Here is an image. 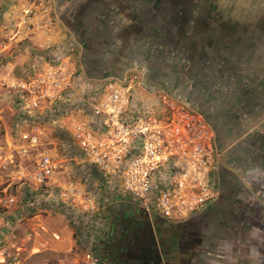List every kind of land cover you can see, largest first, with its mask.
<instances>
[{
    "label": "built area",
    "instance_id": "obj_1",
    "mask_svg": "<svg viewBox=\"0 0 264 264\" xmlns=\"http://www.w3.org/2000/svg\"><path fill=\"white\" fill-rule=\"evenodd\" d=\"M17 4L13 19L16 37L27 43L37 41L48 60L33 74L15 80L0 79V90L9 94L16 111L14 150L22 160L34 161V170L27 174L24 183L44 191L39 200L49 204L54 201L44 189L56 183L52 150L39 149L49 128H54L61 137L64 157H83L82 164L95 168L117 197L134 200L170 222L184 221L209 202L211 188L202 178L193 182L180 179L185 172L180 173L175 165L178 159L197 176L210 173L216 153L208 125L184 105L165 97L161 99L162 109L155 113L145 107L130 110L131 88L116 82H108L101 89L81 91L80 98L74 101L72 59L53 53L58 46L72 47L60 40L62 29L53 0H18ZM89 176L84 182H88ZM8 189L0 186V213L17 204ZM60 200L59 205L70 216L92 219L98 215L96 196L76 182L62 186ZM35 205L33 199L27 200L30 209ZM94 222L90 228L93 233L96 219ZM24 263L20 249L8 257L0 256V264ZM75 264L102 262L90 250Z\"/></svg>",
    "mask_w": 264,
    "mask_h": 264
},
{
    "label": "rangeland",
    "instance_id": "obj_2",
    "mask_svg": "<svg viewBox=\"0 0 264 264\" xmlns=\"http://www.w3.org/2000/svg\"><path fill=\"white\" fill-rule=\"evenodd\" d=\"M17 1L0 0V79L15 80L24 75L33 74V70L39 71L48 60V57L41 53L37 41L27 43L16 37L13 19L18 9ZM163 1H166L163 6L173 2V0ZM185 1L191 0H183L184 3ZM134 2V8L127 14V20L118 19L117 23H113L112 16L116 12L110 11L111 15L105 13L101 19H95L94 33L85 35L78 30L73 32L75 37L83 40L79 41L83 44L77 41L78 45L74 46L75 42L68 51L71 56L74 55V59L76 57L79 59L77 71L74 66L76 86L74 101L80 98L81 91L101 89L108 82H116L131 88L130 110L145 107L146 111L155 113L162 109L161 99L164 97L184 105L210 128L216 159H222L225 156L229 158L238 170V174L242 173L239 179L245 182L244 178L251 173L254 166L252 147H249L247 152L242 149L238 152L236 147H232L229 152L223 153L224 146L227 147L230 140L222 134L227 123H221L225 117L236 112V98L226 94L227 91L221 88L222 85L217 81V77L210 78V75L206 76L203 71H197V73L189 71L190 62H196L190 55L189 35H183L180 38L169 33L166 36L168 31L173 30V24L169 28L166 23L170 19L171 12L163 11L165 13L163 14L156 9L153 0L137 2L134 0ZM166 14H169L168 19L166 21L164 18L163 22L162 16ZM230 15H237L234 9L230 10ZM128 20H131L129 24ZM102 22L108 25L106 30H101ZM193 52H195L194 49ZM90 74L105 77V79L91 83L89 79H86V75ZM209 81H216L212 90L207 85ZM8 96L6 91L0 90V186L9 188L8 192L15 196L17 204L13 209L0 213V256L8 257L14 250L20 249L24 252V264H75L76 261L83 259L84 254L90 252L88 249L79 250L76 247V241L69 252L55 251L48 245L38 246L43 233L48 232L44 224L49 229L52 226L68 227L74 234L76 233L78 241L81 239L83 227L94 226L97 216L92 219L76 214H74L75 217L70 216L71 213L67 212L63 205H59L62 186L73 181L86 188L96 196L98 212L117 196L112 189H109V186L104 187L97 182L95 173L97 170L88 163L82 164L84 158L79 154L65 158L60 146L61 137L56 129L49 128L48 136L41 141L39 149L52 150L50 152L56 166L53 177L56 183L44 189L52 195L50 200L54 201L49 204L39 200L44 191L30 183H24L27 174L34 170V161L22 160L14 150V140L17 137L15 135L16 111ZM230 97H232V103ZM71 110H74V107H71ZM238 161L243 163L249 161L245 162L246 169L239 167ZM175 165L180 173L185 172L184 176L180 175V179L192 181L202 178L211 188L210 201L198 207L191 215L198 220L195 224L199 230V236L210 239L214 233L213 230L219 231L227 220L226 204L231 195H226L225 191L221 190L216 192L211 175L212 169L208 175L197 176L190 172L182 161L175 160ZM87 174L91 176L88 182H84ZM249 189H252V186H249ZM28 199L36 201L34 209L27 206ZM218 200L221 203L217 204ZM250 204L252 206L253 203ZM207 206L210 208L205 209ZM216 210L217 215L211 213ZM72 223L79 229H73ZM206 223L211 226V230L205 229ZM88 243L90 245L91 241L89 240Z\"/></svg>",
    "mask_w": 264,
    "mask_h": 264
},
{
    "label": "crops",
    "instance_id": "obj_3",
    "mask_svg": "<svg viewBox=\"0 0 264 264\" xmlns=\"http://www.w3.org/2000/svg\"><path fill=\"white\" fill-rule=\"evenodd\" d=\"M173 1L165 6L157 5L156 9L163 14V11L172 13L169 18L173 22L169 19L166 23L169 28L173 24V30L168 33L180 38L189 35L190 55L196 60L194 63L190 62L189 71H203L210 78L217 77L221 88L227 91L226 94L236 98V112L225 117L221 123H227L222 134L230 140L228 148L224 146L223 153L229 152L232 147H236L238 152L239 149L247 152L252 147L254 154L251 161L254 166L244 178L245 182L241 183L246 198L253 199L259 205L261 216L264 217V0ZM191 2L194 4H190ZM54 9L62 29L60 40H66L72 46L77 41H83L75 37L73 32L78 30L85 35L94 33L95 19H101L105 13L111 15L110 11L116 12L112 16L113 23H117L118 19L127 20L132 1L54 0ZM231 9L237 15H230ZM130 22L131 20L127 21L128 24ZM76 43L74 46L78 45ZM68 51L66 47L58 46L54 53L72 58L77 71L79 59H74V55L71 56ZM86 79L92 83L105 77L90 74L86 75ZM215 82L209 81L207 84L211 90L215 87ZM232 101L230 97V102ZM245 162L238 161L237 165L246 169ZM44 228L48 232L43 233L38 246L48 245L55 251L65 252L73 249L75 239L70 228L52 226L49 229L46 224ZM248 232L250 241L240 243L236 255L233 244L211 245V248L220 250L221 256H204L201 263L199 259V263L194 260L178 264H264V223L262 226L250 227Z\"/></svg>",
    "mask_w": 264,
    "mask_h": 264
},
{
    "label": "flooded vegetation",
    "instance_id": "obj_4",
    "mask_svg": "<svg viewBox=\"0 0 264 264\" xmlns=\"http://www.w3.org/2000/svg\"><path fill=\"white\" fill-rule=\"evenodd\" d=\"M131 1L134 8L135 2ZM165 2L153 0L155 7ZM164 18L167 21L168 15L162 16V20ZM107 28L106 22H102L101 30ZM211 175L216 192L225 191L231 198H227L226 204L229 217L226 216L227 220L219 231L213 230L210 239L199 236L195 216L181 222H170L134 200L114 197L98 212L93 233L92 249L102 264H178L199 259L201 263L204 256L220 255L219 250L211 248V245L233 244L236 255L240 243L250 241L249 228L262 226L264 217L259 205L246 198L239 179L241 172L238 174L229 158L215 159ZM211 213L217 215V210ZM205 226L208 231L212 229L208 223Z\"/></svg>",
    "mask_w": 264,
    "mask_h": 264
},
{
    "label": "trees",
    "instance_id": "obj_5",
    "mask_svg": "<svg viewBox=\"0 0 264 264\" xmlns=\"http://www.w3.org/2000/svg\"><path fill=\"white\" fill-rule=\"evenodd\" d=\"M95 173L97 174V176H96L97 182L101 186L108 187V184L106 183V180L102 177V175L98 171H96ZM34 211H37V210H34ZM72 228L73 229H79L78 226H76L74 223H72ZM81 231L82 232L80 234V236H81L80 241H78V238H77L76 233L74 234V239L76 241V247L79 250L88 249V250H92L93 251V249L91 248V246L88 243L89 240L91 239V236L90 235L93 233V229H90V228L87 229L86 227H83ZM82 235H84V236H82Z\"/></svg>",
    "mask_w": 264,
    "mask_h": 264
},
{
    "label": "water",
    "instance_id": "obj_6",
    "mask_svg": "<svg viewBox=\"0 0 264 264\" xmlns=\"http://www.w3.org/2000/svg\"><path fill=\"white\" fill-rule=\"evenodd\" d=\"M223 200V199H222ZM221 203V201L218 200L217 204ZM184 224H187V223H182L181 225H184Z\"/></svg>",
    "mask_w": 264,
    "mask_h": 264
}]
</instances>
